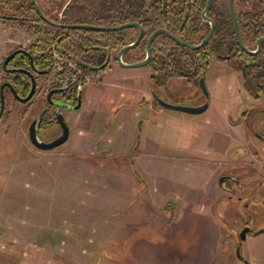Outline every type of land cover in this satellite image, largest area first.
I'll return each instance as SVG.
<instances>
[{
  "label": "rangeland",
  "instance_id": "rangeland-1",
  "mask_svg": "<svg viewBox=\"0 0 264 264\" xmlns=\"http://www.w3.org/2000/svg\"><path fill=\"white\" fill-rule=\"evenodd\" d=\"M7 38L15 41L2 43L3 54L25 41L16 31ZM231 65L208 67L210 104L199 114L159 109L150 87L136 95L90 79L79 108L65 110L67 141L47 151L31 144L23 106L7 98L0 264H243L237 247L249 264H264V232L239 244L245 223L264 228V102ZM199 93L183 79L161 94L193 105ZM241 110L250 112L245 124Z\"/></svg>",
  "mask_w": 264,
  "mask_h": 264
},
{
  "label": "trees",
  "instance_id": "trees-1",
  "mask_svg": "<svg viewBox=\"0 0 264 264\" xmlns=\"http://www.w3.org/2000/svg\"><path fill=\"white\" fill-rule=\"evenodd\" d=\"M206 1L37 0L44 16L59 24L56 26L39 16L32 0H0V20L8 25H18L32 37L27 47L28 54H20L16 64L28 65L32 60L35 68L45 71L44 78L61 79L65 74L58 72L53 51L61 50L78 59L83 76H77L75 82L54 92L52 96L54 100L75 106L79 87L86 83V78L97 79L109 66L111 56L135 40L138 28L132 26L113 31H97L72 29L61 25L116 26L139 22L143 28V37L122 56L129 63L144 58L146 40L157 28L167 29L183 42L199 43L209 29V23L201 16ZM233 6L243 43L246 46L254 45L258 37L264 36V0H233ZM207 15L214 20L215 31L208 43L198 49L184 47L163 32L153 38L148 62L153 71L148 78L151 89L164 85L170 77L182 76V72L203 71L213 58H224L227 55L240 60L254 59L256 63L252 64L253 71L248 76L251 81L260 83L259 90L263 88L264 45L258 55L246 54L238 46L228 0H212ZM112 61L117 63L115 58ZM64 69L67 70V67ZM246 84L248 86L249 83ZM38 92L39 89L36 93ZM133 137L135 139L132 149H136L139 137L137 134ZM135 172L142 176L136 170Z\"/></svg>",
  "mask_w": 264,
  "mask_h": 264
},
{
  "label": "flooded vegetation",
  "instance_id": "flooded-vegetation-1",
  "mask_svg": "<svg viewBox=\"0 0 264 264\" xmlns=\"http://www.w3.org/2000/svg\"><path fill=\"white\" fill-rule=\"evenodd\" d=\"M206 5V4H205ZM205 8V7H204ZM204 10V9H203ZM203 12V11H202ZM208 13V12H207ZM201 16H202V13H201ZM210 17V16H209ZM203 18V17H202ZM236 19H237V16H236ZM204 20V19H203ZM206 21V20H205ZM208 22V21H207ZM209 23V22H208ZM237 24H238V21H237ZM234 25V23H233ZM209 28H210V24H209ZM158 29V28H157ZM155 31V30H154ZM209 31V29H208ZM207 31V33H208ZM215 31V29H214ZM234 31H235V28H234ZM238 31H239V27H238ZM207 33L205 34V36L207 35ZM138 34V33H137ZM214 34V33H213ZM240 34V32H239ZM173 35V34H172ZM150 36V35H149ZM148 36V37H149ZM175 36V35H174ZM204 36V37H205ZM137 37V36H136ZM143 37V35H142ZM141 37V38H142ZM177 37V36H176ZM203 37V38H204ZM212 37V36H211ZM210 37V38H211ZM260 37H264V36H260ZM258 37V38H260ZM179 38V37H177ZM202 38V40H203ZM235 38H236V34H235ZM240 38H241V35H240ZM257 38V39H258ZM136 39V38H135ZM148 39V38H147ZM180 39V38H179ZM257 39H256V42L254 45L252 46H246L243 41V45L249 49L250 51H255V53H248L246 52L237 42V39H236V42L238 44V46L246 53V54H250V55H258L259 53H261L262 51V47L264 45V41L261 43V47L259 49L258 48V45H257ZM141 40V39H140ZM153 40V39H152ZM181 40V39H180ZM202 40L199 42L201 43ZM242 40V38H241ZM177 41V40H176ZM209 41V40H208ZM208 41L205 43L207 44ZM133 42V41H132ZM131 42V43H132ZM140 42V41H139ZM152 42V41H151ZM178 42V41H177ZM181 42H183L181 40ZM179 44H181L182 46L184 47H187L185 45H183L182 43L178 42ZM185 43L186 45H197V44H189V43H186V42H183ZM146 44H147V40H146ZM204 44V45H205ZM203 45V46H204ZM202 47V46H201ZM150 48H151V45H150ZM189 48V47H187ZM200 48V47H199ZM19 49L18 47L16 48H13L11 49L10 51H8L5 55H4V59L6 56H8L11 52L15 51ZM191 49V48H189ZM198 49V48H197ZM119 50V49H118ZM117 50V51H118ZM191 50H194V49H191ZM117 51L111 56V62L109 65H112V64H117L115 63L114 61H112V58H115L116 56V53ZM20 54H23L21 52H18L16 54H14L8 61H7V64H6V67L8 69H12L14 71H11L9 73H4V76H3V79L2 81L0 82V95L2 94L3 96V100H4V107H3V111L0 115V121L1 119L6 115V113L9 111L10 107L8 108V110L6 109V99L8 98L9 100H13L15 103H18V104H21L23 106V110L21 111L22 112V117L23 118H27L28 119V124H30L34 119L37 118V137L39 140H42V141H51L53 140L54 138H56L59 133H60V126L57 122V119H56V116L57 114H59L60 112H62L64 115V119H65V110H69L71 109L72 106L74 105H71V104H68V103H64L62 101H58V100H54L52 98L53 94L52 93L50 95V97L48 98L47 95H48V92L49 90H52L51 89H48L46 91L42 90L41 89V86L42 84L44 85L45 81L47 80L46 78H44V76L46 75V73H38V69L37 68H32L31 67V63H29L28 65H26L25 63H23V65H18L16 64V62H18V58L20 56ZM145 56H146V51H145ZM144 56V57H145ZM151 57V56H150ZM227 60V59H230L232 60V65L231 67L236 71V74L238 76V78H241V82H242V87L244 90L248 91L251 96H253L254 98L258 99H263V102H264V86L261 90H259L258 86L260 85V83L256 82V81H251L252 79L249 78L248 74L251 75L253 69H252V64H255L256 61L254 59H250V58H245L244 60H240L236 57H232V56H225L224 58H213L212 61L208 64V66L203 70V71H199V70H191V71H187V72H182L183 75L182 76H178V77H170L169 79H167V81L165 82V86L166 84L171 80V79H175V80H183L185 79L186 81L189 82V80L191 79H194L196 80V85L199 89V94L201 95L200 97L201 98H198L197 100H195L194 104L191 105V106H195L197 105L198 103H200L202 100H203V95H202V91L199 87V79L203 76L204 78V81H205V84H206V79H205V76H206V73H207V70H208V67L211 65V63L215 60ZM23 60V59H22ZM144 66H147L150 68V66H148V64L144 65ZM109 66H107L106 68H108ZM151 69V68H150ZM26 71H29L34 79H35V82H36V87H35V91L34 93L32 94V96L30 97V99L25 102V103H22V102H19L16 98V96L14 95V92L19 96V97H25L28 95L29 91H30V88H31V75L29 74V72L27 73ZM153 73L152 69H151V74ZM150 74V75H151ZM37 76V77H36ZM249 81V82H248ZM5 83H10L11 85V88L7 85L1 87L2 84H5ZM246 83H249L248 86ZM164 85H160L158 87H154V89H152V91H154V93L159 97L161 98L162 100H164L162 98V88L164 87ZM206 87H207V84H206ZM37 89H39V92L36 93ZM208 89V87H207ZM81 91L82 90H79L78 92V95H77V101L76 103H78V100L81 101ZM209 92V90H208ZM152 96V94H151ZM210 98V97H209ZM154 99V98H153ZM155 100V99H154ZM40 102V105H37V102ZM156 101V100H155ZM166 101V100H164ZM53 102H56V103H59L61 105H58V104H54ZM157 102V101H156ZM167 102V101H166ZM0 104H1V101H0ZM158 104V102H157ZM209 104H210V99H209ZM13 106V104H11ZM159 105V104H158ZM162 107V106H161ZM209 107V106H208ZM163 108V107H162ZM159 109H160V105H159ZM166 109V108H164ZM208 109V108H207ZM206 109V110H207ZM263 111H264V107L262 108ZM149 110V112H152L150 109H147ZM158 110V109H157ZM159 112H162L161 110H159ZM162 113H165V112H162ZM203 113V112H202ZM250 114L249 111H238L237 112V117H240L241 121L240 123H246L245 122V118L246 116H248ZM230 116V118H229ZM228 116V123L229 124H237L236 122H234V117H231V115ZM244 118V119H243ZM65 121V120H64ZM28 127L29 125L27 126V131H28ZM263 142H264V135H260L259 137ZM28 139H29V136H28ZM64 144V143H63ZM36 148V147H35ZM56 148V147H55ZM37 149V148H36ZM40 150V149H38ZM41 151H47V150H41ZM227 178L226 179H229L228 176H226ZM232 179V178H230ZM222 178L220 179V182H222ZM246 227H248V230L245 234V239L247 237L248 234H254V235H258V234H262L264 232V228L261 229V230H255L253 229L249 223H245L244 226L240 229V232L241 230L245 229ZM245 239H241L239 240V244L243 243L245 241ZM237 249L238 247L236 248V257H237V260L240 261L241 263L243 264H247L246 262H248L245 258L244 255H240L239 253V256H237ZM239 251V249H238ZM240 252V251H239ZM249 264V262H248Z\"/></svg>",
  "mask_w": 264,
  "mask_h": 264
},
{
  "label": "water",
  "instance_id": "water-1",
  "mask_svg": "<svg viewBox=\"0 0 264 264\" xmlns=\"http://www.w3.org/2000/svg\"><path fill=\"white\" fill-rule=\"evenodd\" d=\"M211 2H212V0H207L206 1L205 8H204V10L202 12V17H203L204 20L209 22L210 28H209V31H208L207 35L203 38L201 43H199L197 45H186L185 43L181 42V40L179 38H177L176 36L172 35L167 29L158 28L155 31H153L150 34V36L148 37V39H147L146 56L143 59L139 60V61L129 62V63L128 62H124L122 60V56H123L124 52L127 49H130V48L136 46L139 43V41H140V39H141V37L143 35V28H142V26H141V24L139 22H137V21L128 22V23H124V24H120V25H116V26H98V25H93V24H68V25H61V26H64L66 28H72V29H89V30H97V31H113V30L123 29V28H126V27H132V26L137 27L138 28V34H137L136 39L132 43L121 47L116 53L115 60L118 63V65L123 66V67H140V66H144V65L148 64V62L150 60V56H151V48H150L151 41L160 32H163V33L169 35L173 39L177 40L178 42L182 43L183 45H185V46H187V47H189L191 49H197V48L203 46L210 39V37L213 35L214 29H215L214 20L207 15V12L209 10ZM228 2H229V8L231 10L232 18H233L235 34H236V39H237L238 44L246 52L251 53V54L255 53V51H250L249 49H247L243 45L242 40L240 38L239 31H238V24H237L236 14H235V11H234L233 0H228ZM32 3L34 4L37 13L39 14V16L43 20L47 21L48 23H50L52 25H56V26L59 25L57 23H53V22L49 21L44 16V14L42 13V11L40 10V8H39V6L37 4V0H32ZM188 6H189V4L187 2V7ZM263 41H264V37H260V38L257 39V45H258L257 49H259L261 47V43ZM18 52L28 54L27 51H25L23 49H17L15 51L11 52L8 56H6L5 59L3 60V64H2V68H3V70L6 73L14 71L12 69H8L6 67V64H7V61L14 54H16ZM30 63H31V67L35 68L33 63H32V60H30ZM26 72L28 73L29 71H26ZM38 73H45V71H38ZM29 74L31 75V88H30V91H29L28 95L25 96V97H19L14 92V95L16 96L17 100L19 102H22V103H25V102H27L30 99V97L34 93L35 87H36V82H35V79H34L33 75L30 72H29ZM5 85H7V86H9L11 88L10 83L2 84L1 87L5 86ZM199 87H200V89L202 91L203 100L200 103H198L197 105H195V106L172 104V103H169V102H166V101L162 100L154 92L151 93V94H152L153 98L158 102V104L160 106H162L163 108H166V109H169V110L182 111V112H186V113H189V114H199V113L204 112L208 108L209 99H210L209 98V92H208V89L206 87V84H205L203 76L199 79ZM62 89H65V88L50 90L48 92L47 97L49 98L52 93H54V92H56L58 90H62ZM0 101H1V104H0V115H1V113L3 111V107H4V100H3L2 94L0 95ZM53 103L61 105V104L56 103V102H53ZM79 106H80V101L78 100V103L75 106H72L71 109H77V108H79ZM56 119H57V122H58L61 130H60L59 135L56 138H54L53 140H51V141H42V140L38 139V137H37V121H38L37 118L34 119L29 124V127H28L29 141L31 142V144L34 147H36L37 149H40V150H50V149H53L55 147H58V146L62 145L63 143H65L67 141V139L69 137V127L66 124V122L64 121L63 113L60 112L59 114H57ZM247 230H248V227H246L245 229L241 230L240 238L242 240L245 239V234H246ZM237 256H239L238 249H237ZM246 263L248 264V262H246Z\"/></svg>",
  "mask_w": 264,
  "mask_h": 264
},
{
  "label": "crops",
  "instance_id": "crops-1",
  "mask_svg": "<svg viewBox=\"0 0 264 264\" xmlns=\"http://www.w3.org/2000/svg\"><path fill=\"white\" fill-rule=\"evenodd\" d=\"M1 22L2 21L0 20V36L1 37L4 38V34L7 35L8 33H11L12 31L21 32L23 33V36L26 35V33L18 25H7L6 23H3V22L2 24ZM150 74H151V69L147 66L123 67L118 64H112V65H109V67L106 68L102 74H100V76L98 77L99 78L98 83L106 86V89L111 88L115 85H118L117 83L122 84L123 87H126L125 85H127L126 88L131 90V92L136 95H138L141 92V87H142V88H145L146 90L145 94H147V89H149L148 78ZM126 75H128L127 78H126ZM137 81L140 82L141 86L137 85ZM170 81H175V79H171ZM139 97H141V95ZM153 112L155 113V115H161V112H159V110L157 109L156 110L154 109ZM230 128L234 130L233 127H230Z\"/></svg>",
  "mask_w": 264,
  "mask_h": 264
},
{
  "label": "built area",
  "instance_id": "built-area-1",
  "mask_svg": "<svg viewBox=\"0 0 264 264\" xmlns=\"http://www.w3.org/2000/svg\"><path fill=\"white\" fill-rule=\"evenodd\" d=\"M24 31V30H23ZM15 40L13 38H7L4 39L0 37V82L3 79L4 71L2 69V62L4 58V54L1 52V45L2 43H13ZM32 37L26 34L25 41L22 42L19 46H21L24 49H27L28 45L31 43ZM54 59L56 60L57 70L60 73H64V77L61 79L56 78H48L44 83L42 84L43 90H48L51 88H59V87H66L70 83H73L77 80V76H83L82 75V69L80 67V64L78 60L71 56L66 54L64 51L61 50H54L52 53ZM67 67V70L64 68Z\"/></svg>",
  "mask_w": 264,
  "mask_h": 264
}]
</instances>
